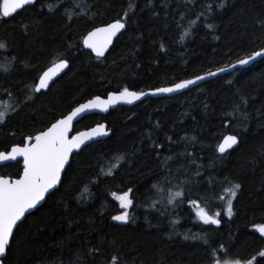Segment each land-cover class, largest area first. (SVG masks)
<instances>
[{"label": "trees", "instance_id": "1", "mask_svg": "<svg viewBox=\"0 0 264 264\" xmlns=\"http://www.w3.org/2000/svg\"><path fill=\"white\" fill-rule=\"evenodd\" d=\"M1 1L0 111L6 117L0 122V152L95 96L125 87L169 86L229 66L264 46V29L256 23L264 16V0H227L215 21L206 13L183 40L180 35L202 4L36 0L6 18ZM125 10L126 28L105 56L88 51L82 43L87 32ZM207 23H215L216 30ZM60 58L69 60L68 69L37 93L39 75ZM241 97L248 103L234 113ZM241 112L248 113L243 139L220 154L217 145L245 123ZM102 122L110 135L73 154L60 186L15 229L2 264H70L77 256L82 264H215L216 259L264 264V235L254 227L264 224V159L258 155L264 144V58L173 96L86 115L74 131ZM22 170L17 160L1 166L0 175L17 178ZM225 177L242 184L233 216L221 213L218 226L196 221V205L210 212L222 205L230 187ZM129 188L135 222L113 220L123 211L117 197ZM176 191L185 195L169 204L167 196Z\"/></svg>", "mask_w": 264, "mask_h": 264}, {"label": "snow or ice", "instance_id": "2", "mask_svg": "<svg viewBox=\"0 0 264 264\" xmlns=\"http://www.w3.org/2000/svg\"><path fill=\"white\" fill-rule=\"evenodd\" d=\"M31 2L32 0H4L3 15L8 16L9 13L15 12L17 9L21 8L22 5H27ZM152 3L153 0H147V5H152ZM188 3H191L193 6L202 4L203 10L198 13L193 12L195 20L189 21V28H185L184 32L180 35V39L182 40L186 35L191 34V25L196 24L206 13L209 14L208 19L215 21L217 10H223L227 4V0H212L210 4L204 3L203 0H188ZM188 3L185 4V7L188 8L189 12H192V8L188 7ZM77 7L82 8L83 5L79 4ZM128 7L132 9L134 4L130 3ZM165 7H167V3H165ZM180 15L184 16L185 13H181ZM127 18H129V11L125 10L123 16H119L118 14V18H115L111 23H107L101 27H93L92 30L88 31L87 35L83 37V45L95 52L97 57H103L105 55V49L112 43L113 37L120 33L122 29L126 28ZM68 19H72V17L69 16ZM256 23L260 28L264 29V16H258ZM205 27L213 31L216 30L215 23H207ZM262 35H264V33H262ZM216 39H219V37H216ZM0 47H3V45L0 44ZM262 56H264V46H261L257 51H253L250 55L246 56V58L237 60L236 63L245 65L253 61L254 58ZM68 65V59L60 58L58 62L54 64L53 68H48L42 75H39V83L35 86V91L39 92L41 89L47 88L49 86V80L52 79L55 73L61 69L67 68ZM228 67L234 66L229 65ZM217 71H224V69H217ZM208 75H213V73H208ZM201 79H203V77L197 76L193 80H182L179 83L173 84L171 87L157 88L155 92L171 93L179 89H184L188 85L194 84ZM144 95V92L130 91L129 88L125 87L122 91L109 93L107 100H102L100 96H95L87 103L80 104L79 107L74 108L68 115L63 116V118L56 119L46 130L38 131L34 137L27 136L20 144H14L10 151L0 152V161L16 160L17 157H22L23 160V172L19 174V178L12 179L0 175V256H4L10 251L11 240L17 222L21 221V218L25 216V213L29 209L36 207L39 202L45 198V194L48 193L50 189L62 183V173L67 171L66 165L71 167L70 157L73 150L79 149L81 145L85 144L86 140H91L92 137L107 134L105 126L98 124L96 128L91 129L90 133L80 132L69 138V129L72 126L73 119L87 110L95 108L106 109L108 105L115 104L117 101H127L130 103L133 100H138ZM247 103L248 99L246 97H241L239 102L233 106V112L240 111L241 106ZM240 114L244 116L245 123L240 125V131L237 132V134L225 136L223 141L217 145L219 153H226V150L232 149L233 146L238 147L243 139V132L247 126L246 121L248 119V113L241 112ZM5 117L6 113L0 111V122H3ZM168 139L171 140V137ZM190 139L194 140L195 137ZM258 155L264 159V144L260 145ZM120 158L127 160L126 155ZM167 159H171V157L166 158L164 163L167 162ZM251 159L254 164L259 162L256 156L251 157ZM224 181L229 182L227 177L224 178ZM229 183L230 187L224 189V192L228 194L225 211L227 215L231 217L233 216L234 209L233 199L239 196V193L242 191V184L240 182ZM262 186H264V181H262ZM153 187L158 189L157 194L159 195L160 191H162L159 189V185H153ZM133 191L132 188H129L117 197L124 210L121 211L119 215L113 216V220L135 222L129 212V209L134 205V199L131 195ZM113 195L116 194L113 193ZM184 195L185 193L182 191L170 193L167 196V202L171 204L176 198L183 197ZM164 198V196H161V199ZM179 202L182 203L183 201L181 200ZM189 203L196 205L197 202L189 201ZM151 207L155 208L156 204L153 203ZM157 211H159V209H157ZM220 216V212L210 214L204 208L197 207V217L199 220L203 221L204 224L220 225L221 219L218 218ZM254 227H257L260 233L264 234V224L254 225ZM192 239H197V237L193 236ZM205 243H207V240H205ZM221 247H223V245H221ZM260 255L264 256V252L260 253ZM113 259L119 260V258L115 256ZM82 261L83 257L77 256L70 264H82ZM215 264H221V261L216 259ZM223 264H251V262L241 261L239 259H226L223 261Z\"/></svg>", "mask_w": 264, "mask_h": 264}, {"label": "water", "instance_id": "3", "mask_svg": "<svg viewBox=\"0 0 264 264\" xmlns=\"http://www.w3.org/2000/svg\"><path fill=\"white\" fill-rule=\"evenodd\" d=\"M3 2H4V0H2V2H1V14H2V16H4V15H3ZM35 2H36V0H32L31 3H29V4H27V5H22L21 8L17 9L15 12H11V13H9L8 16H4V17L8 18V17L14 15L16 12L22 10L24 7L29 6V5H32V4H34ZM110 23H111V22H110ZM104 25H105V24H104ZM104 25H100V26H98V27H101V26H104ZM123 31H124V29H122L120 33H118L115 37H113V41H112V43L108 45V48H107V49H105V54L109 51V49H110L111 46L113 45L115 39H116V38H117V37H118ZM86 35H87V34H86ZM84 47H85L88 51H90L92 54H94V55L96 56L95 52H93L91 49L87 48L86 46H84ZM104 56H105V55H104ZM104 56H103V57H104ZM245 58H246V57H245ZM261 58H264V56H262V57H256V58H254L253 61H251L250 63L245 64V65H239V64L236 63V62H237V61H236V62L230 64V65H233L234 67H228V66H225V67H223V68H220V69H224V71H217V69H216V70H213V71H210V72H207V73L201 74V75H199V76H200V77H203V79L196 81L194 84L188 85V86H187L186 88H184V89H179V90L173 91V92H171V93H164V92L156 93V92H155V89H150V90H146V91H135V92H144L145 95L142 96V97H140L138 100H133V101L130 102V103L127 102V101H117L115 104H110V105H108V107H107L106 109H104V108H95V109L87 110V111H85L84 113L79 114L77 117H75V118L73 119L72 126H71L70 129H69V138H71L72 136H75L77 133H80V132L90 133L91 129L97 127L98 124H96V125H94V126H92V127L86 128V129H81V130H79V131H74V128H75L76 123H77L79 120H81V119H82L84 116H86V115L94 114V113H95V114H102V115H104V114H107L110 110L117 108L118 106H127V107H130V106H133V105L139 103L140 101L146 99L147 97H155V98H156V97H164V96H173V95H176V94L182 93V92H184V91H186V90H188V89H190V88H193V87H195V86H197V85H200V84L204 83L205 81H209V80H211V79H214V78H216V77H218V76H221V75H224V74H226V73H231V72H233V71L236 70V69L246 68V67L250 66L251 64H253L254 62H256L257 60H259V59H261ZM242 59H244V58H242ZM57 62H58V61L52 63V64H51L50 66H48L44 71H46L48 68H53V67H54V64L57 63ZM68 67H69V65H68ZM68 67H67V68H64V69H61V70H59V71H57V72L55 73V75L52 77V79L49 80V82H48L49 86H48L47 88H45V89H41L39 92H41V91H43V92L47 91L48 88L50 87V85H51V84H52V83H53V82H54V81H55L60 75H62V74L68 69ZM44 71H43V72H44ZM43 72L41 73V75L43 74ZM208 73H213V75H208ZM196 77H197V76H196ZM193 79H195V77L190 78V79H186V80H193ZM179 82H180V81H179ZM179 82H177V83H179ZM38 83H39V79H38L37 84H38ZM37 84H36V85H37ZM36 85H35V86H36ZM172 85H173V84H172ZM172 85H169V86H163V87H159V88L171 87ZM156 89H157V88H156ZM129 90H130V89H129ZM121 91H122V90H121ZM130 91H134V90H130ZM36 92H37V91H36ZM39 92H37V93H39ZM117 92H119V91H117ZM110 93H113V92H110ZM108 94H109V93H108ZM108 94H107V96H105V97L100 96L101 99H102V100H107V99H108ZM93 98H94V97H93ZM93 98H91V99H93ZM91 99H89V100H91ZM89 100H86V101H84V102H82V103H80V104L87 103ZM80 104H78V105H77L76 107H74V108L79 107ZM74 108H73V109H74ZM73 109H72V110H73ZM72 110H71V111H72ZM71 111H70V112H71ZM70 112H69V113H70ZM69 113H67L66 115H68ZM66 115H65V116H66ZM61 118H63V117H61ZM61 118H59V119H61ZM53 123H54V122H53ZM99 124H102V125L105 126V129L107 130V134H106V135H102V136L92 137L91 140H86V141H85V144L81 145V147H80L79 149H74V150H73V153L71 154L70 159L72 158L73 154L79 152V151H80L81 149H83L84 147H86V146H88V145H90V144H92V143H94V142H97V141H100V140H104V139H106V138L110 135L111 131L108 129V126H107L106 122H102V123H99ZM50 126H51V125H50ZM50 126H49V127H50ZM45 130H46V129H45ZM35 135H36V134H35ZM35 135H33V137H34ZM223 139H224V138H223ZM222 141H223V140H222ZM85 145H86V146H85ZM233 147H235V146H233ZM10 150H11V148H10ZM10 150H9V151H10ZM228 150H229V149H228ZM226 151H227V150H226ZM220 154H224V153H220ZM17 160L22 161V165H23L22 157H17L16 160L0 161V167L3 166V165H5V164H8V163L16 162ZM66 168H67V165H66ZM22 172H23V170H22ZM21 174H22V173H21ZM63 174H64V173H62V176H63ZM2 176H3V175H2ZM5 177H8V176H5ZM10 178H11V177H10ZM17 178H19V177H17ZM17 178H12V179H17ZM59 186H60V184L56 185L53 189H50L49 192L45 194V198H44L42 201H40L39 204H38L36 207H34V208H32V209H29V210L25 213V216H26L27 214L31 213L32 211L36 210L40 205H42L43 202L45 201L46 197H47L51 192H53L55 189H57ZM121 209L124 210V209L122 208V206H121ZM25 216L21 218V221H18V222H17V226H18V225L24 220ZM209 225H214V224H209ZM17 226L14 228V231H15V229L17 228ZM215 226H218V225H215ZM5 256H6V255H4V256H0V264H2V259H3Z\"/></svg>", "mask_w": 264, "mask_h": 264}, {"label": "rangeland", "instance_id": "4", "mask_svg": "<svg viewBox=\"0 0 264 264\" xmlns=\"http://www.w3.org/2000/svg\"><path fill=\"white\" fill-rule=\"evenodd\" d=\"M228 198V194L227 193H223V195H222V201H223V203H222V205L221 206H217L216 208H215V211H212V212H210L208 209H205L206 211H208L210 214L211 213H215V212H220V213H222V215H224V217L225 218H229V216L227 215V213H226V211H225V208H226V199ZM197 207H200V208H202V206H199V205H196L195 207H194V217H195V219H196V221H201V220H199V218L197 217ZM218 218H220V217H218ZM256 229L259 231V229L256 227ZM221 264H223V263H221Z\"/></svg>", "mask_w": 264, "mask_h": 264}, {"label": "bare ground", "instance_id": "5", "mask_svg": "<svg viewBox=\"0 0 264 264\" xmlns=\"http://www.w3.org/2000/svg\"><path fill=\"white\" fill-rule=\"evenodd\" d=\"M60 76H61V75H60ZM60 76H59V77H60ZM37 82H38V80H37ZM36 84H37V83H36ZM11 147H12V146H11ZM9 150H10V149H9ZM9 150H8V151H9ZM2 152H7V151H2Z\"/></svg>", "mask_w": 264, "mask_h": 264}]
</instances>
